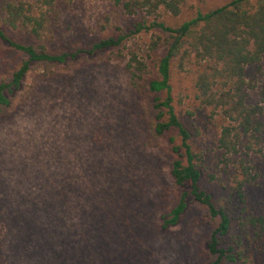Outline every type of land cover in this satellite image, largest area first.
<instances>
[{
  "label": "rangeland",
  "instance_id": "rangeland-1",
  "mask_svg": "<svg viewBox=\"0 0 264 264\" xmlns=\"http://www.w3.org/2000/svg\"><path fill=\"white\" fill-rule=\"evenodd\" d=\"M229 1L189 0L182 19L198 7ZM59 3L58 45L67 52L142 20L127 16L114 0ZM149 38L141 35L130 48H146ZM110 56L83 55L56 75L32 74L26 84L31 93L0 113L5 264H205L210 226L204 208L192 204L177 227H161L180 192L170 174L169 140L152 135V98L136 91ZM23 60L0 50V77ZM173 83L181 120L206 157L207 173H219L218 122L199 109L192 77L175 72ZM249 96L252 105L261 104L258 89ZM253 160L264 180V152ZM253 192L251 205L264 215V183ZM254 259L264 264V242Z\"/></svg>",
  "mask_w": 264,
  "mask_h": 264
},
{
  "label": "trees",
  "instance_id": "trees-1",
  "mask_svg": "<svg viewBox=\"0 0 264 264\" xmlns=\"http://www.w3.org/2000/svg\"><path fill=\"white\" fill-rule=\"evenodd\" d=\"M114 1L141 22L89 48L67 52L58 45L59 0H0V50L24 57L14 71L0 77V113L13 108L21 94L31 93L26 84L32 74L43 70L45 76L56 75L83 55L109 52L132 87L152 98V135L169 140L170 174L180 192L162 217V229L177 227L197 204L210 221L205 264H256L255 254L264 242V215L251 205L253 191L264 183L253 160L264 152V0L198 7L185 20L189 0ZM141 35L150 36L146 48H130ZM175 72L193 78L199 109L219 124V173H207L206 157L181 120ZM257 89L261 104L252 105L249 92ZM213 183L221 184L211 187ZM0 264H5L2 243Z\"/></svg>",
  "mask_w": 264,
  "mask_h": 264
}]
</instances>
